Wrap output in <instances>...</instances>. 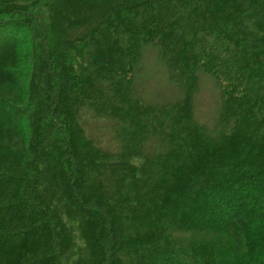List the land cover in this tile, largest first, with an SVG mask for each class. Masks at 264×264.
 <instances>
[{
	"label": "trees",
	"instance_id": "1",
	"mask_svg": "<svg viewBox=\"0 0 264 264\" xmlns=\"http://www.w3.org/2000/svg\"><path fill=\"white\" fill-rule=\"evenodd\" d=\"M0 82V264H264V0H0Z\"/></svg>",
	"mask_w": 264,
	"mask_h": 264
},
{
	"label": "rangeland",
	"instance_id": "2",
	"mask_svg": "<svg viewBox=\"0 0 264 264\" xmlns=\"http://www.w3.org/2000/svg\"><path fill=\"white\" fill-rule=\"evenodd\" d=\"M159 59L160 58L158 52L153 46L147 45L143 47L139 69L138 72H136L137 85L143 92L146 99L149 101L167 102L178 99L180 97V92L174 85L170 84L171 82L169 81L168 70L164 63ZM20 68L21 67L18 66V69ZM198 83L200 89L198 90L196 103L199 107L195 108L199 116L201 117V115L205 116L206 113V108L204 107H208V105L213 107L217 93L215 92L216 89L214 87V81L212 77L202 74ZM16 86L17 84L11 85L8 83L0 82V97L5 99V95H8V97L12 100H15V98L19 101L22 100V90H20V88ZM84 115L86 116V125L88 127V129L85 131L86 134L90 133L91 136H94L97 139L107 131L112 132L113 128H111V126H109V123L105 122L104 119L97 118L96 120L94 118H91L90 114L87 112ZM146 123L147 122L142 121L141 124H144L143 126L134 127L136 135L138 134L137 132L139 128H145V125H147ZM126 130L130 131L129 128H127ZM107 136L108 134L106 133L105 137ZM105 137L101 142L107 143L109 141ZM112 146L117 147V141H115L114 144L112 143ZM207 213L209 217H207L206 219L215 218V214H213L209 210L207 211ZM157 257V255H154V259H157ZM162 263L163 261L156 264Z\"/></svg>",
	"mask_w": 264,
	"mask_h": 264
}]
</instances>
